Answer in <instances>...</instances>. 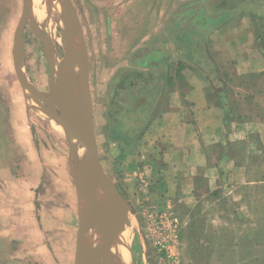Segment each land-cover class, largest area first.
<instances>
[{
  "label": "rangeland",
  "instance_id": "374dc122",
  "mask_svg": "<svg viewBox=\"0 0 264 264\" xmlns=\"http://www.w3.org/2000/svg\"><path fill=\"white\" fill-rule=\"evenodd\" d=\"M70 2L88 54L99 161L130 207L118 235L119 244L121 236L126 238L125 262L161 264L164 254L177 264H264V185L247 206L244 196L228 194L223 181L210 188L204 179H187L179 149L160 138L159 106L153 115L133 119L121 107L122 89L116 97L122 105L111 104L112 88L126 85L115 79L132 75L156 78L152 84L160 89L161 100L168 92L170 102V89L173 95L178 89L186 113L192 111L183 100L190 89L184 80L195 69L206 76L214 94L238 84L252 90L242 70L236 80L232 66L210 74L201 67L211 58L208 39L226 25L238 30L232 40L242 39L237 32L249 28L264 36V0ZM21 11L22 0H0V264H74L80 197L71 169L76 162L68 159L65 134L57 137L52 121L41 113L53 106L25 97L17 81L12 45ZM32 25L30 20L23 32V71L32 87L50 92L64 57L61 31L54 27L50 32V19L41 29ZM197 41L203 58L196 52ZM255 84L252 88L264 91L263 80ZM220 151L213 148L216 157ZM253 157L258 159L256 175L263 177L264 160ZM116 246L114 241L112 253Z\"/></svg>",
  "mask_w": 264,
  "mask_h": 264
},
{
  "label": "crops",
  "instance_id": "0c3cea01",
  "mask_svg": "<svg viewBox=\"0 0 264 264\" xmlns=\"http://www.w3.org/2000/svg\"><path fill=\"white\" fill-rule=\"evenodd\" d=\"M242 20L243 17L237 23H243ZM233 31L238 30L226 25L208 39V52L218 70L223 72L234 67L238 72L234 76L236 80L241 70L247 80L249 76L264 74V42L258 41L256 30L237 32L236 35H244L237 40L230 39ZM261 37L264 36L261 34ZM155 55L162 54L158 51ZM184 81L190 89L183 100L190 104L192 113H186L180 106L178 89L173 95L170 87V102L166 92L159 104L156 123L160 127H156L163 132L160 138L170 139L179 149L178 159L186 164L187 179H204L210 188L216 180L223 181L229 185L227 191L233 197L242 196V189L246 188L252 200L253 190L264 185V176L256 175L258 160L253 157L259 154L260 160H264V91L252 86V90H247L238 84L214 94L210 82L198 69L186 74ZM187 114L191 116L189 119L185 118ZM58 118L63 120L60 114ZM215 147L221 150L218 157L213 153Z\"/></svg>",
  "mask_w": 264,
  "mask_h": 264
},
{
  "label": "water",
  "instance_id": "95a60500",
  "mask_svg": "<svg viewBox=\"0 0 264 264\" xmlns=\"http://www.w3.org/2000/svg\"><path fill=\"white\" fill-rule=\"evenodd\" d=\"M33 3L34 0H22L21 15L13 35V68L25 97L49 103L60 112L68 144V159L76 162L71 169L72 173L73 168L76 167L78 174H84L81 188L77 186V177L73 174L74 186L80 197L74 264H87L93 255L98 256L100 264H118L116 251L112 253L104 244V240L109 236L112 243L116 241L117 250L120 246L118 235L122 223L130 212V207L106 175L99 161L89 88V61L82 27L70 0L45 1V6L59 7L64 28L70 32L71 39L64 49V57L58 67L54 91L52 93L38 91L30 85L23 71V32L31 20ZM49 52V70L52 74L54 58L51 49ZM72 64H74L73 74L67 79L66 72ZM75 79L80 81L78 84L81 97L78 102H75L72 96L71 82ZM78 149L80 154L77 153ZM98 200L97 222L94 229L90 230L89 215Z\"/></svg>",
  "mask_w": 264,
  "mask_h": 264
},
{
  "label": "bare ground",
  "instance_id": "6f19581e",
  "mask_svg": "<svg viewBox=\"0 0 264 264\" xmlns=\"http://www.w3.org/2000/svg\"><path fill=\"white\" fill-rule=\"evenodd\" d=\"M45 1L46 0H34L33 3V13L31 15V21L33 22V27L36 28L38 27L41 29V27H44V23L46 20L50 19L51 25L50 26V32L53 33L54 27L59 28L61 31V38L59 39L60 45L62 49H66L68 46L71 35L70 32L65 30L64 24L62 22V18L60 15L59 7L58 6H45ZM57 64H55L56 67ZM73 68L74 64L70 65L67 72H66V77L67 79H70L72 74H73ZM72 83V96L75 102H78L80 100L81 94H80V89H79V84L78 80L75 79V81L71 82ZM54 91V88L49 92L52 93ZM45 104H49L46 102H41ZM51 105V104H50ZM49 106V105H48ZM48 110L42 109L41 113L44 114L47 118H49L52 122L47 120V118L43 115H40L43 119L47 120L50 122L51 127L53 131L56 133L57 137H62L64 134V129H63V124L64 121L58 118V111L56 108L53 107H47ZM75 171V172H74ZM73 174L75 177H77V186L82 187L83 181H84V174H78L76 172V167L73 168ZM99 194V193H98ZM99 200L94 204V207L92 211L90 212L89 215V220H90V230H93L95 227V224L97 222V208H98ZM92 232V231H91ZM104 244L108 249L112 252L114 249V243L110 240L109 236L104 240ZM127 244H126V238H120V246L117 247V250L115 248V251L118 255V264H130L129 262H125L124 257L126 258L127 256ZM87 264H100L99 263V258L97 255H93L90 260L88 261Z\"/></svg>",
  "mask_w": 264,
  "mask_h": 264
},
{
  "label": "flooded vegetation",
  "instance_id": "af4514ba",
  "mask_svg": "<svg viewBox=\"0 0 264 264\" xmlns=\"http://www.w3.org/2000/svg\"><path fill=\"white\" fill-rule=\"evenodd\" d=\"M123 81L126 83L122 88H112L113 89V98L111 104L113 106H121L126 109L130 114V117L140 119L141 115L149 114L153 115L161 102V97L159 99L160 89L157 87L154 88L152 83H155L154 80H147L146 75H137L130 77H123L122 79L116 78L115 81ZM121 79V80H120ZM122 89V90H121ZM124 93L123 102L120 104L116 97L120 92Z\"/></svg>",
  "mask_w": 264,
  "mask_h": 264
},
{
  "label": "trees",
  "instance_id": "16d2710c",
  "mask_svg": "<svg viewBox=\"0 0 264 264\" xmlns=\"http://www.w3.org/2000/svg\"><path fill=\"white\" fill-rule=\"evenodd\" d=\"M255 17H257V16H255ZM258 33V41H262L263 42V39H261V34L259 33V31L257 32ZM199 41H197L196 42V52L200 55V57L201 58H203V52H202V50H201V48H200V45H199ZM261 43V42H260ZM260 49H261V46H260ZM262 53H264V51H262ZM204 58H205V56H204ZM206 63H207V66L205 65H203L201 68L205 71V72H207V73H216V71H217V67H216V64H215V62H214V60L212 59V58H208V60H206ZM250 78V82L252 83V87H255L256 88V84H255V81H259L260 79H262V78H264V74H260V75H252V76H249ZM258 160V159H257ZM253 164V163H252ZM250 165V164H249ZM247 166V170L249 171L250 170V166ZM242 196H244L245 197V199H247V206H249V204L250 203H252L253 201H254V198H253V196H252V200H251V194H250V191L248 192L247 191V189L246 188H243L242 189ZM253 192H256L255 194H257L258 192H257V190H253ZM248 194H249V196H248Z\"/></svg>",
  "mask_w": 264,
  "mask_h": 264
},
{
  "label": "built area",
  "instance_id": "2783aa9c",
  "mask_svg": "<svg viewBox=\"0 0 264 264\" xmlns=\"http://www.w3.org/2000/svg\"><path fill=\"white\" fill-rule=\"evenodd\" d=\"M163 251V250H162ZM163 255V259L161 260V264H177L175 259L172 256Z\"/></svg>",
  "mask_w": 264,
  "mask_h": 264
}]
</instances>
